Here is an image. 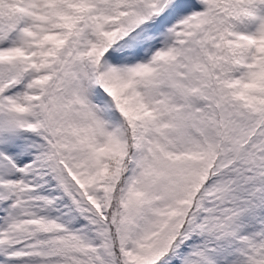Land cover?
Masks as SVG:
<instances>
[{
    "label": "snow or ice",
    "instance_id": "obj_1",
    "mask_svg": "<svg viewBox=\"0 0 264 264\" xmlns=\"http://www.w3.org/2000/svg\"><path fill=\"white\" fill-rule=\"evenodd\" d=\"M0 264H264V0H0Z\"/></svg>",
    "mask_w": 264,
    "mask_h": 264
}]
</instances>
